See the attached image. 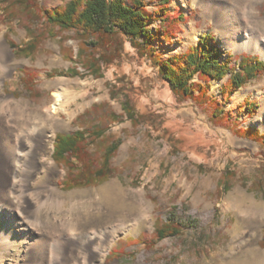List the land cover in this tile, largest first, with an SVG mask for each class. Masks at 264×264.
I'll use <instances>...</instances> for the list:
<instances>
[{"label":"rangeland","instance_id":"rangeland-1","mask_svg":"<svg viewBox=\"0 0 264 264\" xmlns=\"http://www.w3.org/2000/svg\"><path fill=\"white\" fill-rule=\"evenodd\" d=\"M67 1L34 0L33 9H54ZM146 3L149 12L156 9L155 0ZM5 7L0 3V34L13 58L4 93L41 108L53 105L55 93L61 94L52 109L58 125L51 129L48 157L57 170L56 189L64 203L51 215L76 216L87 220L85 225L121 219L127 231L112 240L104 264H264V146L244 134L264 133V117L258 119L264 107V74L239 88L222 105V118L215 119L214 106L178 100L156 69L122 36L117 37L122 50L111 64L98 56L99 52L115 55L114 49L104 51L87 42L84 46L72 31L61 33L62 39L44 36L32 55L20 57L10 43L25 44L32 34L43 31L44 21L25 14L9 18ZM255 9L264 17V1ZM168 12L169 18L182 15L183 20L166 34L160 33L163 39L156 36L154 46L163 57L184 52L209 34L222 53L218 63L227 60V66L234 68L244 54L264 62L258 53L237 51L226 42L194 0H173ZM151 27L159 30L164 25L157 21ZM79 47L85 50L82 60L76 57ZM91 56L100 59L99 77L81 66ZM29 72L35 75L33 93L25 90L22 79ZM229 76V71L219 78L202 71L196 80L208 81L209 93L219 97ZM246 101L256 106L245 111L239 105ZM126 102L134 116L125 112ZM115 114L118 120H113ZM96 125L104 132L88 147L92 157H99L111 140L120 142L109 160L111 171L95 184L65 188L68 169L52 159L55 135ZM168 213L182 224V233L149 244L156 223ZM249 243L263 254L260 259L246 253ZM95 246H89L91 264H98ZM23 248L19 241V247L6 252L0 264L20 262Z\"/></svg>","mask_w":264,"mask_h":264},{"label":"trees","instance_id":"trees-1","mask_svg":"<svg viewBox=\"0 0 264 264\" xmlns=\"http://www.w3.org/2000/svg\"><path fill=\"white\" fill-rule=\"evenodd\" d=\"M34 0H0L6 4L5 12L10 17L18 18L25 14L29 19L43 20V31L32 34L30 40L22 45L10 43L15 53L20 57H27L33 54L37 44L44 36L55 38L61 33L72 31L84 46L87 44L99 47L100 49H114L112 53L99 52V56L105 62L111 64L118 57L117 51L122 50V44L117 37H124L140 56H143L156 69L157 75L167 83L169 89L178 100L191 99L197 104L214 106L212 117L222 118L225 113L222 105L230 101L231 96L249 80L264 74V62L254 56L244 54L235 62L234 68H230L228 61L218 63L221 50L218 42L209 35L204 34L197 40L196 45L189 46L184 52L175 53L163 57L154 46L158 42L160 33L166 34L168 28L176 21H182L183 16L169 18L168 7L173 0H155L156 9L152 12L147 10L146 0H68L64 5L54 9L41 8L36 11ZM159 22L164 28L152 29L151 22ZM176 24V23H175ZM29 30V29H27ZM31 32V30H29ZM171 36V34H168ZM70 36H65L69 39ZM161 37V36H160ZM163 39V36L161 37ZM85 51L78 48L76 57L83 59ZM81 63L88 73L94 76H101L99 58L89 57ZM204 71L210 76L224 75L229 71V78L224 81L219 89L220 96L209 93L208 81L196 80L197 75ZM217 71V72H216ZM78 75L76 69L70 71ZM26 91L33 93L35 75L26 73L22 78ZM252 101H246L245 111L255 107ZM125 112L134 116V109L131 105L125 104ZM230 116V112L226 111ZM118 115L113 120H118ZM101 126H92L83 130H76L71 133H56L53 143L52 159L57 164H62L68 169V175L63 180L65 188L87 186L106 179L110 173V158L119 146V140H111L101 149L99 157H92L88 147L95 144L103 136ZM239 134L240 131H239ZM264 146V133L246 131L244 133ZM90 141V142H89ZM79 165V166H78ZM182 224L171 213H168L164 220H159L154 228V237L149 241L162 240L167 237H177L182 233Z\"/></svg>","mask_w":264,"mask_h":264},{"label":"bare ground","instance_id":"bare-ground-1","mask_svg":"<svg viewBox=\"0 0 264 264\" xmlns=\"http://www.w3.org/2000/svg\"><path fill=\"white\" fill-rule=\"evenodd\" d=\"M263 1L194 0L226 42L237 51L258 53L264 59V17L255 9ZM12 58L0 34V262L22 241V260L16 264H91L90 244L99 247H94L99 250L95 260L104 264L112 240L127 227L121 219L85 225L87 220L76 216L51 215L64 203L56 189L57 170L48 157L51 129L58 125L52 109L61 94L55 93L56 102L46 108L6 95L4 79L12 69ZM246 253L253 259L263 255L253 243Z\"/></svg>","mask_w":264,"mask_h":264}]
</instances>
